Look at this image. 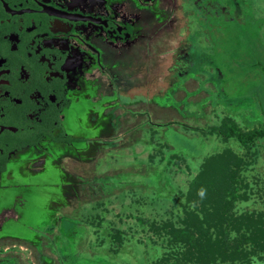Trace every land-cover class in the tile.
Masks as SVG:
<instances>
[{
  "label": "rangeland",
  "instance_id": "obj_1",
  "mask_svg": "<svg viewBox=\"0 0 264 264\" xmlns=\"http://www.w3.org/2000/svg\"><path fill=\"white\" fill-rule=\"evenodd\" d=\"M189 3L186 69L169 84L173 53L148 56L144 86L134 88L139 96L124 99V126L116 130L124 133L102 140L94 104L77 101L64 121L73 143L51 148L46 141L51 151L23 154L0 182V208L16 215L0 226L7 239L0 241V264L186 258L188 247L171 242V230L185 226L192 180L207 158L246 152L234 138L209 132L227 120L245 132L264 126V0ZM254 153L237 215H264V140ZM246 264H264V255Z\"/></svg>",
  "mask_w": 264,
  "mask_h": 264
},
{
  "label": "flooded vegetation",
  "instance_id": "obj_2",
  "mask_svg": "<svg viewBox=\"0 0 264 264\" xmlns=\"http://www.w3.org/2000/svg\"><path fill=\"white\" fill-rule=\"evenodd\" d=\"M188 1L0 0V182L23 154L47 151L46 141L71 145L54 138L66 133V112L77 101L94 104L102 140L112 120L115 129L124 126V99L139 96L142 65L154 50L173 53L169 84L182 75ZM8 215L16 216L10 206L0 208V226Z\"/></svg>",
  "mask_w": 264,
  "mask_h": 264
},
{
  "label": "trees",
  "instance_id": "obj_3",
  "mask_svg": "<svg viewBox=\"0 0 264 264\" xmlns=\"http://www.w3.org/2000/svg\"><path fill=\"white\" fill-rule=\"evenodd\" d=\"M209 133L224 140L234 138L246 152L236 157L229 150L205 160L183 204L190 206L185 226L171 230V242L188 247L186 258L152 264H246L264 255V215H237L234 210L242 197L243 172L254 163L248 156H254V148L264 140V126L245 132L227 120ZM54 140L72 144L75 139L63 132Z\"/></svg>",
  "mask_w": 264,
  "mask_h": 264
},
{
  "label": "crops",
  "instance_id": "obj_4",
  "mask_svg": "<svg viewBox=\"0 0 264 264\" xmlns=\"http://www.w3.org/2000/svg\"><path fill=\"white\" fill-rule=\"evenodd\" d=\"M123 121H124V118H123ZM111 123H112L111 124L112 127H114L116 125V124H114L115 123V120H112ZM112 129H113L112 132L108 135L109 138H114V136H118L120 133L121 134L124 133V131L123 132L116 133V130H118V129H115V128H112ZM120 129H122V128H120Z\"/></svg>",
  "mask_w": 264,
  "mask_h": 264
}]
</instances>
